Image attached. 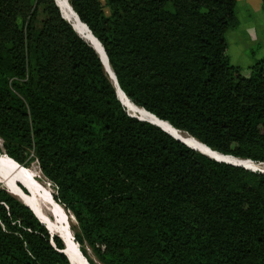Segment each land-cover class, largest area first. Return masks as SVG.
<instances>
[{"label": "trees", "instance_id": "1", "mask_svg": "<svg viewBox=\"0 0 264 264\" xmlns=\"http://www.w3.org/2000/svg\"><path fill=\"white\" fill-rule=\"evenodd\" d=\"M67 2L133 105L264 163V58L244 76L227 55L236 0ZM112 84L54 0H0V160L37 163L87 263L264 264V174L130 117ZM42 223L0 185V264H70Z\"/></svg>", "mask_w": 264, "mask_h": 264}, {"label": "bare ground", "instance_id": "2", "mask_svg": "<svg viewBox=\"0 0 264 264\" xmlns=\"http://www.w3.org/2000/svg\"><path fill=\"white\" fill-rule=\"evenodd\" d=\"M62 15L67 22H69L77 34L89 45L96 47L102 55L103 62L105 64L107 75L111 82L114 83V78L112 74V69L106 58L104 52H102L101 47L93 36L89 33L87 28L80 23L75 13L72 11L67 0H62ZM113 85V84H112ZM116 85V84H115ZM118 96L125 104V109L127 112L140 119L148 120L162 127L165 131L172 134L173 136L181 139L190 147L201 151L213 158L229 160V158H223L217 153L211 152L209 149L205 148L199 141L192 138L188 134L182 133L174 128H172L169 123L162 122L153 116H150L141 108L133 105L129 100H127L121 93L119 88L116 86ZM2 154V160H0V174L6 178L11 185L20 184L29 194L28 196L21 193L17 186L13 187V195L20 201V203L27 204L34 214L39 218L41 222L44 223L48 231L52 235H57L60 237L64 244L65 253L71 262V264H88L87 261L79 254L76 243H74L69 232L68 222L66 219V213L64 208L55 203L52 199V191L49 184L46 182L38 181L30 175V173L18 166L17 164L7 160V158ZM231 161V160H230ZM244 165L250 168H264V165L259 166L256 164L244 163ZM47 181V180H46ZM50 234V235H51Z\"/></svg>", "mask_w": 264, "mask_h": 264}, {"label": "rangeland", "instance_id": "3", "mask_svg": "<svg viewBox=\"0 0 264 264\" xmlns=\"http://www.w3.org/2000/svg\"><path fill=\"white\" fill-rule=\"evenodd\" d=\"M55 1L62 12V0ZM236 17L238 19L237 27L228 29L225 35L227 55L231 64L240 67L243 75L248 76L249 67L257 60L264 58V3L262 0H236ZM27 168L30 175L36 180L48 183L52 193H55L53 185L41 175L36 162L31 163ZM257 169L264 172V168L258 167ZM0 185L7 188L12 194L13 187L16 186L11 185L1 174ZM68 215L66 213L68 228L71 229L73 235L72 228L75 222Z\"/></svg>", "mask_w": 264, "mask_h": 264}, {"label": "water", "instance_id": "4", "mask_svg": "<svg viewBox=\"0 0 264 264\" xmlns=\"http://www.w3.org/2000/svg\"><path fill=\"white\" fill-rule=\"evenodd\" d=\"M55 1V0H54ZM55 3H56V1H55ZM56 5H57V7L59 8V6H58V4L56 3ZM59 10H60V8H59ZM60 12H61V10H60ZM75 13V12H74ZM76 14V13H75ZM61 15H62V13H61ZM76 16H77V14H76ZM62 17H63V15H62ZM78 17V16H77ZM63 19L65 20V18L63 17ZM69 23V22H68ZM70 24V23H69ZM71 25V24H70ZM87 29H88V27L85 25V24H83ZM71 27H72V29L75 31V29L73 28V26L71 25ZM89 30V29H88ZM76 32V31H75ZM89 32H90V30H89ZM91 33V32H90ZM76 34H77V32H76ZM92 34V33H91ZM78 35V34H77ZM79 36V35H78ZM93 36V35H92ZM80 37V36H79ZM81 38V37H80ZM82 39V38H81ZM94 39L98 42V44L100 45V47H101V49H102V52H104V56H105V58H106V61L108 62V59H107V56H106V54H105V51H104V49H103V47L101 46V44L99 43V41L94 37ZM83 40V39H82ZM84 41V40H83ZM85 42V41H84ZM89 45V44H88ZM93 50H94V52L98 55V57H99V59H100V61H101V63H102V65H103V68H104V70H105V72H107V70H106V67H105V64H104V62H103V59H102V55H101V53L99 52V50L96 48V47H93V46H91V45H89ZM109 64V63H108ZM112 74H113V78H114V83H113V86H114V88H115V90H116V86L120 89V87H119V85H118V83H117V80H116V77H115V74L113 73V71H112ZM109 79H111V77L109 78ZM116 84V85H115ZM120 91H121V89H120ZM122 92V91H121ZM122 94H124L123 92H122ZM116 96H117V98H118V100H119V102L121 103V105L123 106V107H125V104L123 103V101L120 99V97L118 96V93H117V90H116ZM142 110H144L143 108H141ZM127 111V110H126ZM145 111V110H144ZM147 114H149L150 116H153V117H155L154 115H152L151 113H149V112H147V111H145ZM128 113V112H127ZM128 115L130 116V117H132V118H136V119H138L139 121H143V122H148V123H150L151 125H154V126H156V127H158V128H160L163 132H165L166 134H168L170 137H172L173 139H175L176 141H178V142H181V143H183L184 145H186L187 147H189L190 149H192V150H194V151H197V152H199V153H201L202 155H204V156H206V157H208V158H210V159H212V160H214V161H216V162H221V163H226V164H229V165H233V166H237V167H243L244 169H247V170H251V171H258L259 173H263V172H261V171H259V170H257V168H250V167H248V166H246V165H244V163H250V164H255L254 162H252V161H250V160H242V159H239V158H234V157H232V156H226V155H222V154H220V153H217V152H215V151H213L214 153H217L218 155H220L221 157H223V158H229V160H223V159H216V158H213V157H211V156H209V155H207V154H205V153H203V152H201V151H198V150H196V149H194V148H192V147H190L189 145H187L185 142H183L181 139H179V138H177V137H175V136H173L172 134H170V133H168L167 131H165L162 127H160L159 125H157V124H155V123H152V122H150V121H148V120H145V119H140V118H137V117H135V116H132V115H130L129 113H128ZM156 118V117H155ZM156 119H158V118H156ZM0 146H1V144H0ZM203 146H205V145H203ZM205 148H207V149H210V148H208V147H206L205 146ZM6 158H7V160H10L11 162H13V163H15V164H17L16 162H14L12 159H10L9 157H7V155H4ZM231 160V161H230ZM18 165V164H17ZM24 187V186H23ZM6 190L11 194V195H13L12 194V192L11 191H9L7 188H6ZM14 196V195H13ZM15 197V196H14ZM22 204H24V203H22ZM26 207H28L31 211H32V209L27 205V204H24ZM32 213L34 214V212L32 211ZM35 215V214H34ZM35 217L39 220V218L35 215ZM40 221V220H39ZM41 222V221H40ZM42 223V222H41ZM43 224V223H42ZM46 229H47V227H46ZM48 230V229H47ZM49 232V231H48ZM50 233V232H49ZM51 234V233H50ZM51 236H52V234H51ZM72 239H74L73 238V235H72ZM76 246H77V249L79 248V246H78V244L76 243ZM63 254H65L66 255V253H65V250L63 249L62 251H61ZM67 256V255H66ZM68 258V257H67ZM69 260V259H68ZM85 260V259H84ZM86 261V260H85ZM70 262V261H69ZM70 264H71V262H70Z\"/></svg>", "mask_w": 264, "mask_h": 264}, {"label": "built area", "instance_id": "5", "mask_svg": "<svg viewBox=\"0 0 264 264\" xmlns=\"http://www.w3.org/2000/svg\"><path fill=\"white\" fill-rule=\"evenodd\" d=\"M256 165L261 166V165H264V163H260V164H256ZM257 170H258V169H257ZM259 171L263 172L262 170H259ZM254 172H258V171H254ZM262 174H264V172H263Z\"/></svg>", "mask_w": 264, "mask_h": 264}]
</instances>
